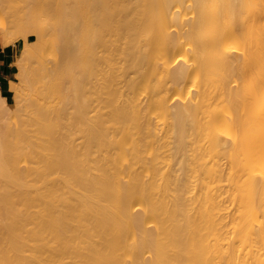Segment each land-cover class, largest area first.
I'll use <instances>...</instances> for the list:
<instances>
[{
    "label": "bare ground",
    "instance_id": "6f19581e",
    "mask_svg": "<svg viewBox=\"0 0 264 264\" xmlns=\"http://www.w3.org/2000/svg\"><path fill=\"white\" fill-rule=\"evenodd\" d=\"M0 42V264H264V0H0Z\"/></svg>",
    "mask_w": 264,
    "mask_h": 264
},
{
    "label": "crops",
    "instance_id": "0c3cea01",
    "mask_svg": "<svg viewBox=\"0 0 264 264\" xmlns=\"http://www.w3.org/2000/svg\"><path fill=\"white\" fill-rule=\"evenodd\" d=\"M16 72L17 68L13 62L12 53L4 49L0 42V99L10 101V87L17 80Z\"/></svg>",
    "mask_w": 264,
    "mask_h": 264
}]
</instances>
